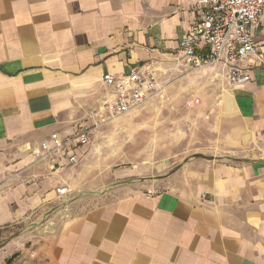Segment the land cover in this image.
<instances>
[{
  "label": "crops",
  "instance_id": "1",
  "mask_svg": "<svg viewBox=\"0 0 264 264\" xmlns=\"http://www.w3.org/2000/svg\"><path fill=\"white\" fill-rule=\"evenodd\" d=\"M200 1L0 0V231L48 213L55 264H264V13L257 55L242 63L251 81H227L224 162L126 167L115 199L79 210L55 202L83 184L86 165L55 172L41 159L53 133L92 124L113 95L106 74L179 56Z\"/></svg>",
  "mask_w": 264,
  "mask_h": 264
},
{
  "label": "rangeland",
  "instance_id": "2",
  "mask_svg": "<svg viewBox=\"0 0 264 264\" xmlns=\"http://www.w3.org/2000/svg\"><path fill=\"white\" fill-rule=\"evenodd\" d=\"M155 65L161 85L158 95L137 111L112 118L92 131L91 143L78 165H86V179L70 198L55 202L58 209L90 208L103 203L100 195L105 193H111L106 201L115 199V193L125 188L119 186L122 182L116 172L126 167L174 168L194 156L217 162L228 157L219 154L225 146L224 94L228 88L223 67L190 68L180 56ZM85 195L89 197L82 202ZM40 218L28 227L0 231V264H55L47 250L53 234L48 213ZM8 243L9 250H3Z\"/></svg>",
  "mask_w": 264,
  "mask_h": 264
},
{
  "label": "built area",
  "instance_id": "3",
  "mask_svg": "<svg viewBox=\"0 0 264 264\" xmlns=\"http://www.w3.org/2000/svg\"><path fill=\"white\" fill-rule=\"evenodd\" d=\"M200 6L199 19L179 44V56L190 68L221 65L231 87L247 84L251 75L242 63L257 55L253 30L261 26L264 0H201ZM155 64L147 61L124 74H106L103 81L113 95L92 115V124L81 127L75 136L53 133L51 143L45 141L41 145V159L54 161L55 172L77 167L81 162L79 149L91 143L95 128L137 111L158 95L161 85ZM56 193L65 198L70 189L63 185L56 188Z\"/></svg>",
  "mask_w": 264,
  "mask_h": 264
}]
</instances>
